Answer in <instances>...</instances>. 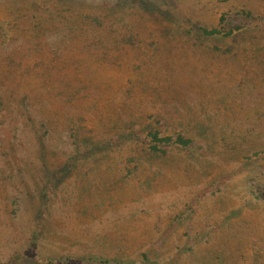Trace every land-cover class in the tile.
<instances>
[{
	"label": "rangeland",
	"instance_id": "1",
	"mask_svg": "<svg viewBox=\"0 0 264 264\" xmlns=\"http://www.w3.org/2000/svg\"><path fill=\"white\" fill-rule=\"evenodd\" d=\"M0 264H264V0H0Z\"/></svg>",
	"mask_w": 264,
	"mask_h": 264
},
{
	"label": "trees",
	"instance_id": "2",
	"mask_svg": "<svg viewBox=\"0 0 264 264\" xmlns=\"http://www.w3.org/2000/svg\"><path fill=\"white\" fill-rule=\"evenodd\" d=\"M212 32H216V30L215 31H212ZM152 135L154 136L155 139H159L160 141H170V139H171L170 137H162V138H159L156 132L152 133ZM178 142H182V143L186 144V143L189 142V140L182 139V137L180 136L178 138ZM153 148L154 149H157L158 147H157V145H153Z\"/></svg>",
	"mask_w": 264,
	"mask_h": 264
}]
</instances>
